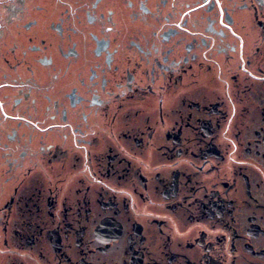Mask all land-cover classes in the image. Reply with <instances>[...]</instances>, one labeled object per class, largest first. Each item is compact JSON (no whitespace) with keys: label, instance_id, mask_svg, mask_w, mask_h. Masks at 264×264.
I'll list each match as a JSON object with an SVG mask.
<instances>
[{"label":"flooded vegetation","instance_id":"af4514ba","mask_svg":"<svg viewBox=\"0 0 264 264\" xmlns=\"http://www.w3.org/2000/svg\"><path fill=\"white\" fill-rule=\"evenodd\" d=\"M0 264H264V0H0Z\"/></svg>","mask_w":264,"mask_h":264}]
</instances>
